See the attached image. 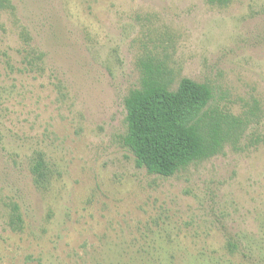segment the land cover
Returning a JSON list of instances; mask_svg holds the SVG:
<instances>
[{
    "label": "rangeland",
    "instance_id": "1",
    "mask_svg": "<svg viewBox=\"0 0 264 264\" xmlns=\"http://www.w3.org/2000/svg\"><path fill=\"white\" fill-rule=\"evenodd\" d=\"M146 61L212 92L171 176L123 144ZM0 264H264V0H0Z\"/></svg>",
    "mask_w": 264,
    "mask_h": 264
},
{
    "label": "trees",
    "instance_id": "2",
    "mask_svg": "<svg viewBox=\"0 0 264 264\" xmlns=\"http://www.w3.org/2000/svg\"><path fill=\"white\" fill-rule=\"evenodd\" d=\"M208 2L220 5L229 0ZM142 70L140 88L132 90L124 101L127 129L123 144L134 154L136 165L149 173L171 176L182 166L213 154L217 135L205 136L203 120L211 89L182 78L172 90L165 71L152 61H146ZM43 170L39 159L33 166L36 179L44 177ZM8 222L11 228L21 229L22 216L15 204ZM227 245L237 246L234 234L228 237Z\"/></svg>",
    "mask_w": 264,
    "mask_h": 264
}]
</instances>
